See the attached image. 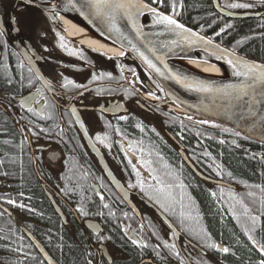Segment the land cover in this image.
I'll list each match as a JSON object with an SVG mask.
<instances>
[{
	"label": "flooded vegetation",
	"instance_id": "1",
	"mask_svg": "<svg viewBox=\"0 0 264 264\" xmlns=\"http://www.w3.org/2000/svg\"><path fill=\"white\" fill-rule=\"evenodd\" d=\"M0 4L1 8H5L2 16L6 28V34L4 29L0 28V59L7 61L6 66L10 70L15 64L21 66V73L28 81L23 87L24 93L17 97L13 95L15 89L0 87V105L9 109L18 124L21 125L25 121L33 130L31 137L23 140L22 148L25 151H35L30 164L38 180L40 195L46 200L50 197L54 199V193L65 192L71 200L80 199L81 203L77 204L75 210H78V215L82 218L73 216L67 207L58 209L52 203H48L51 214L47 216L39 207V201L37 202L33 193L28 192L27 183L20 181L22 189L15 193L16 199L12 197L14 201L7 202L11 205L12 213L0 223V235L13 236L12 231L15 229L3 225L12 215H19L29 233L37 238L54 258L58 252L52 245H47L49 243L39 235L38 229H43L45 233L49 231L52 236L71 238L70 241L78 244L83 253H86L87 264H199L191 259L194 257L192 253L199 249L193 242L188 239L176 242L170 235L169 228L162 224L169 236V244H164L162 238L166 234L150 228V225L154 226V221L160 220L151 213V208L141 198L155 204L151 193L157 192L159 187L143 179L138 181V178L140 173L155 172L154 166L150 164L154 154L147 151L151 148L144 142L145 137L150 135L148 131L156 132L151 134L159 137L166 148L172 144L176 145L178 155L179 145L168 130L173 127V122L177 121L175 118L179 124L184 122L188 125L191 122L196 127H204L206 122L188 114L176 115L159 102L150 103L145 98L146 95L159 98L161 93L138 63L127 57L116 60L106 58L84 48L69 54L68 48L75 44H71L72 42L51 24L45 12L23 3L18 5L16 0H0ZM231 4L247 7H229ZM28 7L37 10L39 19L31 20V17H28L25 22L21 20L20 14ZM224 7L238 14L259 13L260 17L251 19L260 21V24L264 22V2L228 0ZM12 16L16 17L18 29L10 26ZM238 20L241 19L235 21ZM58 41L63 43L65 48L59 46ZM15 42L22 45L30 43L27 57L39 68L46 80L45 85L38 81L23 58L13 49ZM5 50H13L16 54H5L2 52ZM10 60L18 62L10 63ZM126 73L133 75L137 81L129 83ZM97 85L105 86L93 89V86ZM28 93L37 94L32 98L34 104L31 106L29 103L23 107L19 104L20 98ZM7 97H14L16 102L7 100ZM35 108L43 112L41 119H34L32 116ZM26 114L30 116L22 122L21 117ZM163 114L168 117L164 119ZM75 116L83 119L90 138L108 160L112 172L120 175L124 186L131 192L130 200L140 212L141 219L118 194H102V189L111 188V184L106 179L98 159L82 138ZM159 117L165 121V125L160 124ZM10 121L14 122L12 119ZM200 151L201 164L206 160L203 158L204 144H201ZM185 154L190 158L187 152ZM127 156L131 159L138 157L142 168L133 167ZM187 169L191 172L190 168ZM164 170L173 173L176 171L174 167ZM173 180L177 181L174 176ZM53 183L58 185L57 191ZM182 185L174 183L169 187V197L177 200V196L182 193L185 203L189 205L193 197L192 188H184ZM18 200L25 202L17 203ZM98 206L102 208L100 215ZM51 217L59 223V230L48 223ZM87 221L94 224L86 227ZM131 233L136 238L131 236ZM17 236L23 241V245L16 246L17 253L24 251L27 255L15 257L10 253L7 255L9 264H40L41 261L39 262L36 256L37 249L32 242L25 235ZM125 244H129V248L123 251ZM7 245L11 247L12 243L7 240ZM200 253L206 255L207 251ZM41 264L45 263L42 261Z\"/></svg>",
	"mask_w": 264,
	"mask_h": 264
},
{
	"label": "trees",
	"instance_id": "2",
	"mask_svg": "<svg viewBox=\"0 0 264 264\" xmlns=\"http://www.w3.org/2000/svg\"><path fill=\"white\" fill-rule=\"evenodd\" d=\"M145 1L156 3V5L162 4L163 11L175 15L181 22L206 34L208 38L216 39L223 45L229 48L231 47V49L247 55L248 57L264 61V35H258V29L255 32H249L254 26L253 24L257 23L256 25L258 26H264V22L260 24V21L254 22L252 19L233 21L232 19L226 20L221 18L211 8L210 0ZM220 21L228 23L229 27L226 30H217L216 28H218L217 26ZM256 25L253 28H256ZM2 52L5 54H9L10 52L11 54H16L13 50H5ZM14 62L18 61L10 60V63ZM3 63L4 65L0 69V87H6L10 90L15 89V93L13 94L15 97L22 95L24 93L23 87L27 85L28 82L24 74L20 72L19 75L13 76L12 74L14 72L12 69L10 70V68L6 66L7 61H3ZM29 116L30 115L26 114L21 117V119L24 120ZM175 120L178 121L177 118H175ZM177 121L173 122V127L168 128V130L177 138L180 136L188 140L194 139L191 135L198 127L193 126L192 123L186 125L182 122L179 124ZM159 122L165 125V121L161 120ZM204 127L206 130L204 131L205 155L203 158L209 159L213 155H217L222 158V163L224 164L220 170L210 173L211 176L214 175L212 176L213 178L222 181L227 173H230L232 170L234 173L250 179H260L261 177L264 181V166L261 161L262 159L260 160L261 163L257 161V154L259 152L264 153V145L249 141L240 134L218 125L205 123ZM0 128L1 131L8 134L5 140L0 138V146H3L4 143L13 144L15 142V138L12 134V131L14 132L13 127L7 122L0 120ZM148 132L150 134L156 133L153 130ZM221 137L224 142L227 139V143L222 144L220 142ZM195 144L196 143H193V141H189L185 143L184 148L196 167L204 172L202 164H200L199 161V158H201V151L200 149L196 151L197 148ZM244 150L249 153H244ZM147 151H152L154 154L150 159V164L154 166L155 169L152 175H154L153 177H155L156 180L153 183L161 189L154 192V194L151 193V198L154 199L155 205L167 215V218L172 221L177 229L184 231L182 234L188 241L190 240V242H193L195 245L201 242L207 246L205 249V251H207L206 255L200 253L198 249L192 253L194 257L191 259L198 261L199 264H262V262H264V258L262 261L259 260V253H263L264 255V215L261 211V209H264V206L260 203L258 198L255 199V202H252L243 196V192L246 189L252 190L257 184L254 185L250 179L245 178L246 180H243L239 178L242 181L239 182L240 184L236 186L235 190H228L224 187L210 185L214 200H210L208 195L202 192L200 188H192V194L199 200V207L195 209L192 206V201L188 205L185 203L184 198H178L177 196L176 200L169 197V187L174 183L182 185L186 179H189L191 182L199 181L196 177L194 178L187 167L183 165L179 156L176 155V149L172 154L176 159L173 163L170 162L168 158L167 153H169V151L164 150L163 152L161 147L155 149L151 148ZM8 154L12 156L13 160L5 164H9V166L11 165L13 168H16V171H20V168L17 166V164H20L19 161H21L19 150L17 148L7 150L6 155ZM26 163L27 170L23 172L25 179L23 180L24 182H21L27 183L28 192L31 191V193H33L37 202L39 201V207L49 216L51 210L48 203H45V199L40 196L41 191L37 184L38 180L37 177H35V172H33L34 170L29 160H25V164ZM173 167L176 169L174 173L169 172V170H164ZM231 175L233 176L232 173ZM173 176L176 178V182L173 180ZM21 182H19L18 191L22 189ZM255 193H257V191H255ZM233 197L239 198V203L232 213H230L231 211L228 212L227 205H224V202L228 203ZM219 199L224 203L222 209L217 205V200L219 201ZM100 210H102V208L98 206V215H100ZM200 212L205 216L206 224H204L202 220H198V223L202 225L200 226L202 227L200 230H198L199 227H192L191 229L184 228L186 216H194ZM4 219H6V217L3 218L0 223ZM154 222L155 224L153 225L156 227L155 229L160 233L166 234L163 236L162 242L164 244H169V236H167V229L162 225L163 223L160 221ZM48 223L52 224L56 229H60L59 223L52 217L48 219ZM208 236L212 237V240L209 239ZM216 243H222L223 247L228 249V254L224 255L223 253L217 252ZM66 244L68 246L64 244L66 248V253H64L66 255L65 264H87L85 258L86 253H83L84 251L79 248L70 247L69 245L72 246V244ZM4 246L5 244L0 242V257L3 256L1 248Z\"/></svg>",
	"mask_w": 264,
	"mask_h": 264
},
{
	"label": "water",
	"instance_id": "3",
	"mask_svg": "<svg viewBox=\"0 0 264 264\" xmlns=\"http://www.w3.org/2000/svg\"><path fill=\"white\" fill-rule=\"evenodd\" d=\"M60 1L66 13H69L78 23H81L93 33L117 47L128 58L136 61L148 76L156 82L159 88L163 90L162 92H164L167 99L166 102H163L164 104L168 105L171 103L180 108L183 112L201 119L202 121L205 120L221 125L242 135L249 141L264 145V84L260 83L258 80L253 81L243 74L239 76L235 74L237 71L241 73L246 71V69L235 63L237 60H244L250 64L264 65L261 60L244 56L218 41L208 38V36L184 24L178 18H174L173 15L164 12L162 6L156 5V3H149L145 0H131L132 4L136 5V7L131 10L132 20H129L123 14H117L115 24L120 29V32L117 33L109 30L108 21L94 17L91 14L86 5V0H71V3H69V0ZM213 2L214 10L226 19H251L258 18L261 15L259 13H233L218 6V0H213ZM16 3L18 5L19 3H23L24 5L38 7V5L32 4L27 0H16ZM152 9H154L156 13L171 17L189 31L185 32L183 29L173 30L166 28L163 24L156 23V17L151 11ZM3 10L4 8L0 7V27H3L5 30L4 17L2 16ZM43 11L48 16L51 24H57L59 20H61L54 8ZM11 21L12 22L9 21L12 24L11 26L16 28L15 19H11ZM193 33H195V35H193ZM65 36L67 37L66 34ZM201 37L203 39H200ZM209 40L211 44L206 43V41ZM28 44L30 43L26 42V44L22 45L15 42L12 47H14L16 52L31 67L38 81L45 85L46 80L40 73V70L36 65L34 66V62L32 64L29 57H27L29 55ZM175 47L182 50V52H190L193 55L208 60L218 69L220 75L211 79H200V77L191 75L169 65L165 60H179L187 57L184 53H180L179 50H175ZM31 51L35 54L32 48ZM145 58L150 61L155 68H150L145 62ZM229 61H233V63H229ZM176 76L181 78L187 77L189 82L203 81L209 84L213 88V91L201 92L188 88L185 86L183 79H181V82H177V80L173 78ZM229 85L233 87L228 88L227 86ZM242 88H247V94H243L240 91ZM218 89L225 91H217ZM225 92L228 94H225ZM36 95V93H31L20 99V102H24L22 106L26 107L27 103L33 100L32 98L36 97ZM75 119L83 135L82 138H84L92 154L98 159L102 167L101 169H103L107 177L106 179L110 181L114 189L118 191V195L141 219L139 211L135 209L136 207L130 200L131 192L116 178L102 152L93 142L92 138H90L91 136L81 117L75 116ZM179 154L183 162L186 163L185 165L190 168L195 176L205 182L223 187L224 184H222V182L214 181L201 174L190 162L183 150V146L180 145ZM141 199H144L148 206L155 210L156 214L165 225L174 233L176 242H179L181 240L180 237H182L181 233L178 232L172 222L145 198L142 197ZM128 236L135 237L132 233L131 236L129 234ZM223 249H225V247L220 244L217 245V252H222L227 255L228 251L224 252Z\"/></svg>",
	"mask_w": 264,
	"mask_h": 264
},
{
	"label": "bare ground",
	"instance_id": "4",
	"mask_svg": "<svg viewBox=\"0 0 264 264\" xmlns=\"http://www.w3.org/2000/svg\"><path fill=\"white\" fill-rule=\"evenodd\" d=\"M27 1L32 3V4L38 5V7L37 6H31V7H35L37 9L41 10L42 12H44L43 10H49V9L54 8L57 11V13L59 14V16H60V19H61L60 21H61V24H62L63 27H57V25H55V26L57 28H59V29H62L65 32V34H67V37L69 38V40L72 43H74L76 46H80V47L84 48L85 50H87L88 48L89 49H93V50H96L98 52H102L104 54H108V55L115 56V57H122L124 55V53H122L117 47H115L111 43L105 41L104 39H102L101 37H99L98 35L93 33L92 31H90L89 29L84 27L81 23H78V21L76 19H74L69 13H66V11L62 8V4L60 3L61 2L60 0H27ZM124 2H128V1H124ZM210 3H211V5H210L211 8L214 10L215 8L213 6L214 5L213 0H210ZM218 3H219L218 6L226 9L224 7V5L228 4V0H218ZM160 5L162 6V4H160ZM31 7L26 8L25 10L22 11V14H20L21 15V20H23L24 22L27 20L28 17H31V20L39 19V17L37 16V13H36L37 10L32 9ZM133 9H134V7L131 10H133ZM226 10H228V9H226ZM228 11H230V10H228ZM215 13L218 14L216 11H215ZM170 15H172V14H170ZM173 16H174V18H177L175 15H173ZM218 16H220L221 18L226 19L224 16H221L220 14H218ZM15 18L16 17L12 16L11 19L14 20ZM226 20H230V19H226ZM254 22H256V21H254ZM15 23H16V19H15ZM256 24L257 23H255L253 25L255 26ZM15 26H16V28H14L13 26L12 27L14 29H18L17 23H16ZM217 27H218V28H216L217 30H226L229 27V25L226 22L224 23L223 21H220V23H219V25ZM253 27H252V29L249 30L250 33L252 31L255 32L258 29V33H259L258 35H264V26L256 25V28H253ZM0 28L3 29V27H0ZM4 32L6 34V28H5ZM214 40H216V39H214ZM235 42H238V41H235ZM230 49H231V47H230ZM175 50H179V49L177 47H175ZM179 52L180 53H184L185 55H187V57L183 58V59H179V60L178 59H176V60H173V59L165 60V62L168 63L169 65H172L173 67H176L177 69H179L181 71H184L186 73H189V74L197 76V77H200V79L201 78L211 79V78H214V77L220 75V72L218 71V69H216V67L211 62H209L208 60L203 59V58H201V57H199L197 55H193L190 52H182V50H179ZM242 55H244V54H242ZM244 56H247V55H244ZM1 61L2 60L0 59V69L4 65L3 61L2 62ZM261 61H262V63H264L263 60H261ZM25 64L28 65L26 62H25ZM14 66L15 67H13V69L11 68L12 71L14 72L12 75L13 76H17L21 72V68H20L21 66H19L17 64H15ZM30 69H31V67H30ZM33 74H34V72H33ZM153 82L155 83L156 88L161 93V96L159 94V98H157V102L159 101L160 104L165 106L170 111H173V113L176 114V115L184 114L185 112H183L180 108L172 105L171 103L168 104V105L163 103V102H166V100H167L165 95H164V92H162L163 90L161 88H159V86L156 84L155 81H153ZM97 86L101 87V86H105V85H97ZM93 87H96V86H93ZM98 87H96V88H98ZM33 94H35V93H33ZM27 95H29V93ZM13 98L12 97H7V100H10V101L13 100V101L16 102V100L13 99ZM22 98H20V99H22ZM145 98L148 99V101H150V103H156V102H154L153 99L150 98L149 95H146ZM29 103L32 106L34 104V101L30 100ZM29 103H27V105ZM19 104L23 105L24 102H19ZM35 109L31 113L32 116L34 117V119L35 118L36 119H41V117L44 116L43 112L39 108H35ZM167 117H168V115L163 114V118L164 119H166ZM159 118H160V120L162 119L161 117H159ZM11 119L14 122L10 121ZM0 120L1 121L3 120L5 122H7L9 125H11L13 127L14 132L12 131V134H13V136L15 138V142L13 144L4 143L3 146H0V198H1V201H0V221H1L3 218L7 217L8 214L11 215V213H12L10 211L11 205H9V203H7V202L14 201L12 199V197H14L16 199V194L15 193L18 191L19 182L23 181L25 179V176H24V173H23L24 170H27V163L25 164V160H29V162H30L31 158H32V155L34 154L35 151L34 150L33 151L26 150L25 151L22 148L23 140H25L26 138L31 137L32 132H33L32 128L29 127V125L25 121L21 125L18 124V121L16 120V118H13L12 113L9 112V109L6 106H4V105L3 106L0 105ZM21 121L23 122V120H21ZM208 123L212 124V125L213 124L214 125H218V124H215V123H212V122H208ZM218 126L223 127L221 125H218ZM224 128H226V127H224ZM205 130H206L205 127H200L199 126L198 128H196L195 131L193 132V134L191 135V137L194 138L192 140H188L186 138H181L180 136H178V138H179L178 139L171 132H170V135L174 139L176 144H179L180 146H184L185 143H188L189 141H193V143H196L195 144L196 148H197L196 151H198L199 149H201V144H204V146H205V143H204L205 142V139H204V136H205L204 135V133H205L204 131ZM7 136H8V134H6L3 131H1V128H0V138L2 140H5ZM226 141H227V139L224 142L223 138L222 137L220 138V142L222 144L223 143H227ZM144 142L147 144L148 147H150L152 149H155V148H157L158 145H160L161 149L163 150V152H164V150L165 151H169V153H167V155H168V158H169L170 162H172V163L175 162L176 159H175V157L172 154L175 152L176 145L172 144L171 146L166 148L165 145H163L164 143L161 141V139L159 137L155 136V135H152V134H150V135L148 134L145 137ZM147 146H145V147H147ZM13 148H17L19 150V152H20L21 161H19L20 164H17V166L20 168V171H16L17 170L16 168H13L11 165L9 166V164L8 165L5 164V163H8L11 160H13L12 156L10 154L6 155V151L10 150V149H13ZM244 153L248 154L249 152L244 150ZM263 155H264L263 152H259L257 154V159H258L257 161H259L260 163H261L262 160H264L263 159ZM179 158H180L181 162L183 163V165H185L186 163L183 162V159L181 158V156H179ZM188 159L196 167V165L193 163L192 159H190V158H188ZM106 161L108 162V160H106ZM139 162L140 161H139L138 157H135L130 163L132 164L133 167L142 168V165ZM222 162H223V160H222V158L220 156H217V155L214 156L213 155L211 158L206 159L205 162L201 163L202 164V168H203L205 173L200 171L197 167L196 168L198 169V171L201 174H203L207 178L212 179L214 181L222 182V184H224L223 187L225 189H228V190H230V189L235 190L236 189V186L239 185L240 184L239 182L242 181L239 178H241L243 180L250 179L248 177L238 175L237 173H234V171H232V170H231L230 173H227V175L225 176V178L222 181L221 180H217V179L213 178L212 176H210V173L216 172V171L220 170L224 166V164ZM262 163L264 165V161H262ZM108 165H109V163H108ZM185 166H187V165H185ZM109 167H111V166L109 165ZM231 173L233 174V176L231 175ZM115 176H116V178L119 181L122 182L119 174H115ZM153 176L154 175H152L151 173H148V174L140 173L138 181H142V179H143V181H147L149 183H153L156 180L155 177H153ZM237 177H238V179H237ZM198 180L199 181H197V182L186 181L185 183H183L182 186L184 188L188 187V188H193V189L198 187V188H200L202 190V192H204V193H206V195H208L210 200L211 199L214 200V195H212L213 193L211 191V186L210 185H215V184L205 182L204 180H202L200 178ZM250 180L253 182L254 185L255 184H257V185L252 190H247L246 189L243 192V196H245V198L249 199L252 202H255V199L258 198L260 200V203L264 206V181H263V179L260 177V179L252 178ZM258 180H261V181H258ZM109 183H110V181H109ZM122 184H123V182H122ZM53 185H54L55 191H57L58 185L54 184V183H53ZM110 186H111V188L102 189V194L117 195L118 191L116 189H114L112 184ZM215 186H219V185H215ZM219 187H222V186H219ZM255 191H257V193H255ZM54 192L52 191V193H54ZM53 197H54V199L52 197L47 198L45 200L46 201L45 203H52V204H54V207H57L58 209L63 208V207H67L68 211L73 216L79 217V215H78L79 212H78V210H75V209H77L76 206L78 207L77 204L81 203L80 199L71 200V199H69L68 195L65 192H61V193L59 192L58 194L54 193ZM183 197H184V195L182 193H180L178 195V198H183ZM2 199L4 200L3 202H2ZM63 200H64V202H61ZM191 201H192L193 208L197 209L199 207L198 206L199 205L198 198L193 195ZM18 202H23V204H24L25 201L18 200L17 203ZM224 203L220 199H219V201L217 200V205H218L219 208L222 209L223 204L227 205L228 212L231 211L230 213H232V211L237 207V205L239 203V198L233 197L228 203L227 202H224ZM153 206L155 208H157L158 210H160L167 218V215L160 208H158V206H156L155 204H153ZM72 208H74V209H72ZM12 211H13V209H12ZM261 211L263 212V215H264V209H261ZM151 213L154 216H156V218L159 219L165 225V223L161 220V218L156 214L155 210H153L152 208H151ZM79 218L82 219L81 217H79ZM198 220H202V222L204 224H206L205 223L206 218L203 215V213H201V212L198 213L197 215H194V216H186L185 222H184V224H185L184 228L191 229L192 227H199L198 230H200L202 228L200 226H202V225L198 223ZM23 224H24L23 219L21 217H19V215L18 216L17 215L16 216L12 215L11 218L6 220L5 224L3 225L6 228H8V226L9 227H13L15 229V231H12L13 232V236L11 234H9V235L8 234L7 235H0V242L2 244H5V246L1 248V252L3 253V256L0 257V264H9L10 260L7 258V255L10 254V253L13 254L15 257L16 256H20V255L21 256L27 255V253H25L24 251H21V253H17V251H16L17 250L16 246L23 245V241H20L18 239L19 236H17V235H19V234L22 235V236L25 235L32 242V245H34L36 247V249H37V253L38 254L36 253V251H35V253L37 254L36 256L38 257L39 262L43 261L45 264H65L66 255L64 253H66V248H65V246L67 245L66 243L72 244V246L69 245L70 247H75V248H79L80 249L79 245L76 244V243H72L70 241L71 238H69V237H67V238L64 237V236L58 237V235L57 236H52L51 234H49V231H46V233H45V231H43V229H38L37 232L40 233L39 235H41L45 239V241L49 243L47 245H52V247L58 252L57 254H55L56 256L54 258L50 254L48 249L44 245H42V243H40V241L37 238H35L33 235H31V233H29V230ZM85 224H86V227H90L91 226V222L87 221ZM165 226H167V225H165ZM150 228L152 230H155V227L152 226V225H150ZM167 228H168V226H167ZM177 230H178L179 233H181L182 237H180V238L183 241H186V238L182 234V232H184V231H182L180 229H177ZM7 231L8 230H4V232H7ZM170 235L172 237H174V233L173 232H171ZM209 239L212 240V237H209ZM215 239L217 240L216 237H215ZM7 240H9L12 243V245H10L11 247H8ZM63 243L65 244V246H64ZM216 244L223 245L222 243H216ZM195 246H197L199 248V252H203L207 248V246H205L201 242H199ZM209 246H211V245H209ZM128 248H129V244H125L124 247H123V251L128 250ZM259 254H260L259 260L262 261L263 258H264V255H263V253H259ZM144 257H145V255H144ZM18 260H19V258L17 259V262H18ZM41 262H40V264H41Z\"/></svg>",
	"mask_w": 264,
	"mask_h": 264
},
{
	"label": "snow or ice",
	"instance_id": "5",
	"mask_svg": "<svg viewBox=\"0 0 264 264\" xmlns=\"http://www.w3.org/2000/svg\"><path fill=\"white\" fill-rule=\"evenodd\" d=\"M69 3H71V0H69ZM86 5L94 17L102 18L108 21L109 30L117 32V33L120 32V29L115 24L116 15L123 14L129 20H132L131 9L133 7H136V5L131 3V0H128V2H124V0H86ZM141 7H146V6H141ZM229 7H234V8L235 7H247V5L231 4L229 5ZM151 11L156 17V23L163 24L166 28L173 29V30L183 29V31L185 32L189 31L188 29L184 28L182 24H179L176 20L172 19L171 17L167 15H162L160 13H156L154 9H152ZM133 24H134V21H133ZM193 35H195V33H193ZM200 39H203V38L201 37ZM61 40H63V37H61ZM206 43L211 44V41L210 40L206 41ZM61 47H64L63 43L61 44ZM145 62L148 64L150 68H155V66L150 61H148L146 58H145ZM229 63H233V61H229ZM235 63L238 64L240 67L246 69V71L243 73L237 71L235 73L237 76L243 74L253 81L258 80L260 83L264 84V65L250 64L244 60H237ZM173 78L176 79L177 82H181V79H183L186 87L192 88L196 91H201V92L213 91V88L209 84L204 83L203 81L189 82L187 77L181 78L178 76L173 77ZM227 87L232 88L233 86L229 85ZM217 91H225V90L218 89ZM240 91L243 94H247V88H242L240 89ZM225 94H228V93L225 92ZM223 251L227 252L228 249L225 248L223 249ZM262 264H264V262H262Z\"/></svg>",
	"mask_w": 264,
	"mask_h": 264
},
{
	"label": "rangeland",
	"instance_id": "6",
	"mask_svg": "<svg viewBox=\"0 0 264 264\" xmlns=\"http://www.w3.org/2000/svg\"><path fill=\"white\" fill-rule=\"evenodd\" d=\"M251 1H256V2H264V0H251ZM240 4H242V3H240ZM61 44V42L60 41H58V45L59 46H61L60 45ZM72 44V43H71ZM64 48H65V46H64ZM80 48H82V47H80V46H76V45H72L70 48H68V53L70 54V53H77V52H79V49ZM87 50H89V49H87ZM90 52H93V53H95V54H100V55H103V56H105L106 58H115V60L117 59V57H115V56H111V55H107V54H103V53H99V52H96V51H91V50H89ZM79 55H81V53H78ZM126 80L129 82V83H134V82H136L137 81V79L133 76V75H130V74H128V73H126ZM152 98V97H151Z\"/></svg>",
	"mask_w": 264,
	"mask_h": 264
}]
</instances>
